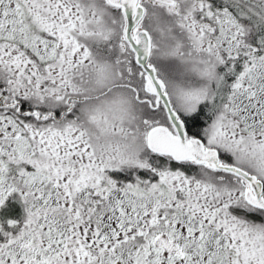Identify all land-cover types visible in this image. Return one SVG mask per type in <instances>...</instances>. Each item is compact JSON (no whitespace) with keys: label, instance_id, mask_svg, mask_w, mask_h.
Segmentation results:
<instances>
[{"label":"snow or ice","instance_id":"obj_1","mask_svg":"<svg viewBox=\"0 0 264 264\" xmlns=\"http://www.w3.org/2000/svg\"><path fill=\"white\" fill-rule=\"evenodd\" d=\"M0 264H264V0H0Z\"/></svg>","mask_w":264,"mask_h":264}]
</instances>
